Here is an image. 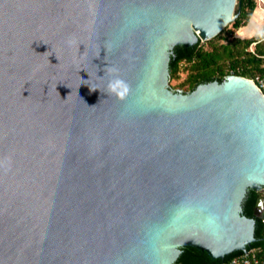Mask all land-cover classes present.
I'll return each mask as SVG.
<instances>
[{"label": "water", "instance_id": "95a60500", "mask_svg": "<svg viewBox=\"0 0 264 264\" xmlns=\"http://www.w3.org/2000/svg\"><path fill=\"white\" fill-rule=\"evenodd\" d=\"M236 0H0V264H173L254 241L264 97L247 77L183 92L172 48ZM128 86L120 99L107 85ZM258 199L253 215L262 217Z\"/></svg>", "mask_w": 264, "mask_h": 264}, {"label": "trees", "instance_id": "16d2710c", "mask_svg": "<svg viewBox=\"0 0 264 264\" xmlns=\"http://www.w3.org/2000/svg\"><path fill=\"white\" fill-rule=\"evenodd\" d=\"M256 9L255 0H236L235 18L204 45L200 40L184 47L176 45L172 48L169 60V80L179 79L176 83L183 92L194 89L200 83L213 80L222 81L228 74L252 78L264 74V38L257 41L253 36L243 37L237 31L251 20ZM236 32V33H235ZM264 36V33L260 35ZM256 41L253 49L249 47ZM260 191L248 188L241 203L242 214L253 217L254 241L246 247L261 262L264 258V223L253 215L254 206ZM181 252L173 264H231L230 259L245 251L235 250L223 259H211L205 251L193 246H181Z\"/></svg>", "mask_w": 264, "mask_h": 264}, {"label": "built area", "instance_id": "2783aa9c", "mask_svg": "<svg viewBox=\"0 0 264 264\" xmlns=\"http://www.w3.org/2000/svg\"><path fill=\"white\" fill-rule=\"evenodd\" d=\"M256 3V7H260L262 10V13L264 14V1L263 0H255ZM264 33V28L262 30V32L254 35L253 37L259 41L262 40L264 38V36H260ZM256 43V41L252 42L250 45V50H252V46H254ZM254 84L257 86V88L260 90V92L262 93L263 97H264V74H257L254 77L250 78ZM261 221L264 223V205H263V209H262V217H261ZM230 263L231 264H264V258L261 262H259L254 254L252 253V251H245L243 254L234 256L230 259Z\"/></svg>", "mask_w": 264, "mask_h": 264}, {"label": "rangeland", "instance_id": "374dc122", "mask_svg": "<svg viewBox=\"0 0 264 264\" xmlns=\"http://www.w3.org/2000/svg\"><path fill=\"white\" fill-rule=\"evenodd\" d=\"M257 9H260V7L259 6L256 7V9L254 11V14L251 17V19H253L252 22L250 23V20H249L244 27L239 28L238 31H237L238 35L243 36V37H249V36H254V35L262 32V30L264 28V20H263V22H262L261 25H257L258 24V18H259V16H257V13H256V10ZM230 27H231V25L230 24H227L226 29H230ZM249 31H251V32H249ZM200 42H202L205 45L207 43V40H200ZM252 48H253V46H252ZM184 75L185 74H182L180 76L181 77H184ZM181 77L179 79H176V80L175 79L174 80L173 79L172 80H169V85L172 88H174V89H180V87H178V84H176V83L181 79ZM261 191L262 190H260V192Z\"/></svg>", "mask_w": 264, "mask_h": 264}, {"label": "clouds", "instance_id": "9594fccd", "mask_svg": "<svg viewBox=\"0 0 264 264\" xmlns=\"http://www.w3.org/2000/svg\"><path fill=\"white\" fill-rule=\"evenodd\" d=\"M107 89L109 93L115 95L117 98L122 99L128 91V86L125 82L117 78L109 82Z\"/></svg>", "mask_w": 264, "mask_h": 264}, {"label": "crops", "instance_id": "0c3cea01", "mask_svg": "<svg viewBox=\"0 0 264 264\" xmlns=\"http://www.w3.org/2000/svg\"><path fill=\"white\" fill-rule=\"evenodd\" d=\"M263 1H264V0H263ZM256 13H257V16H259V18H258V24H257V25H261L262 22H263V20H264V15H263V13H262L261 8H260V9H257V10H256ZM252 20H253V19L250 20V23L252 22ZM251 31H252V30H251ZM251 31H249V32H251Z\"/></svg>", "mask_w": 264, "mask_h": 264}, {"label": "flooded vegetation", "instance_id": "af4514ba", "mask_svg": "<svg viewBox=\"0 0 264 264\" xmlns=\"http://www.w3.org/2000/svg\"><path fill=\"white\" fill-rule=\"evenodd\" d=\"M174 89V88H173ZM182 90V89H181ZM261 200V209H263V205H264V189H262V191L260 192L259 198Z\"/></svg>", "mask_w": 264, "mask_h": 264}]
</instances>
